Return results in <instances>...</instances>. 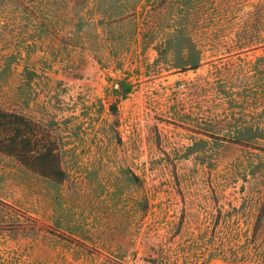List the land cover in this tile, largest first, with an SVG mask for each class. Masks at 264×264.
Returning a JSON list of instances; mask_svg holds the SVG:
<instances>
[{
    "label": "rangeland",
    "instance_id": "obj_1",
    "mask_svg": "<svg viewBox=\"0 0 264 264\" xmlns=\"http://www.w3.org/2000/svg\"><path fill=\"white\" fill-rule=\"evenodd\" d=\"M0 109V264H264V0H0Z\"/></svg>",
    "mask_w": 264,
    "mask_h": 264
},
{
    "label": "trees",
    "instance_id": "obj_2",
    "mask_svg": "<svg viewBox=\"0 0 264 264\" xmlns=\"http://www.w3.org/2000/svg\"><path fill=\"white\" fill-rule=\"evenodd\" d=\"M34 127L36 124L24 116L0 109V151L47 177H62L57 147L49 143V131Z\"/></svg>",
    "mask_w": 264,
    "mask_h": 264
}]
</instances>
